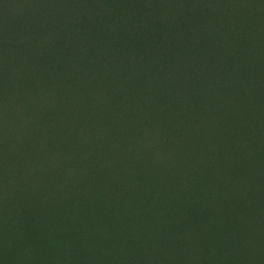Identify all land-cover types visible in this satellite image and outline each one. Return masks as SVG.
I'll return each mask as SVG.
<instances>
[{
    "label": "rangeland",
    "instance_id": "obj_1",
    "mask_svg": "<svg viewBox=\"0 0 264 264\" xmlns=\"http://www.w3.org/2000/svg\"><path fill=\"white\" fill-rule=\"evenodd\" d=\"M215 39L217 71L195 58L184 98L120 106L106 86L79 113L57 75L54 129L0 110V264H264V53L245 40L247 71ZM13 69L0 36V85Z\"/></svg>",
    "mask_w": 264,
    "mask_h": 264
},
{
    "label": "trees",
    "instance_id": "obj_2",
    "mask_svg": "<svg viewBox=\"0 0 264 264\" xmlns=\"http://www.w3.org/2000/svg\"><path fill=\"white\" fill-rule=\"evenodd\" d=\"M0 30L14 62V83L0 85V110L16 107L22 121L48 131L66 114L54 107L50 92L57 75L67 106L84 113L102 109L106 86L119 93L120 106L134 102L148 109L186 97L181 91L191 85L190 72H202L195 58L207 59L208 69L217 71L212 42L219 33L227 37L226 56L241 51V68L252 69L244 42L250 37L264 53V0H0ZM191 57L198 68L188 63ZM122 74H130L125 84ZM92 85L96 90L90 92ZM46 111L49 120L42 117ZM68 160L62 155L50 167H66Z\"/></svg>",
    "mask_w": 264,
    "mask_h": 264
}]
</instances>
